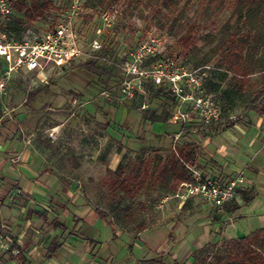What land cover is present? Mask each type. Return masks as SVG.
I'll return each instance as SVG.
<instances>
[{"label": "rangeland", "instance_id": "1", "mask_svg": "<svg viewBox=\"0 0 264 264\" xmlns=\"http://www.w3.org/2000/svg\"><path fill=\"white\" fill-rule=\"evenodd\" d=\"M50 1L51 7L28 25L21 38L40 34L65 19L68 0ZM183 3L184 0L180 11H170L154 0H82V13L72 19V27L80 35L82 55L65 67L50 68L40 75L19 71L11 78L6 94L0 97V152L31 149L44 158L45 167L52 168L50 172L63 186L58 191L62 204L57 201L53 206L47 200L33 204L29 199L9 196L16 187L0 170V222L6 209L15 211L13 217L28 227L24 237L26 253L34 246V256L41 258L42 251L51 244L57 247L54 256L62 264H144L148 260L157 264H192L196 250L220 245L225 237L248 234L247 224L252 230L264 226V217L237 220L234 226L224 221L218 232L212 233L202 226L224 209L211 206L201 197L180 202L165 184L151 180L133 199L119 206L118 195L105 185L109 168L115 170L121 165L127 173L134 164L150 161L156 165L175 153L172 147L177 149L178 144L171 139L170 125L178 132L183 130L179 143L190 144L195 151V164L187 166L212 177L197 163L202 157L200 140L234 124L252 130L256 120L264 118L252 112L249 103L252 93L264 87V39L253 55L256 65L250 85L244 92H236L231 73L220 65L230 39L226 31L232 30L236 21L229 18L228 12L206 19L200 14L198 0L185 10ZM104 11L115 15L109 28L100 21ZM12 15L23 18L14 11ZM193 21L199 27L189 31L185 24ZM188 37L192 42L186 47ZM95 38L101 41L97 50L91 46ZM151 40L157 44L156 56L177 59L187 70L203 71L204 80L219 86L212 94L220 111L218 121L199 122L192 114L190 127H181L180 121L174 123L171 118L174 103L165 86L157 87L127 74L138 45ZM89 63L97 70H90ZM2 66L5 63L0 59ZM126 81L131 88L124 93ZM184 109L189 112L191 106ZM154 119L161 121H151ZM144 120L157 123L159 128L146 133ZM260 143L264 148V138ZM12 165L19 177L39 179L36 171L23 172L20 160ZM32 211L36 212V222L28 226L32 221H27V216ZM75 211H91L95 221L103 223V231L96 233L93 245L73 238L81 235ZM47 213L48 220H42ZM53 219L65 229H51ZM215 234L223 237L216 239ZM5 261L11 260L5 257Z\"/></svg>", "mask_w": 264, "mask_h": 264}, {"label": "built area", "instance_id": "2", "mask_svg": "<svg viewBox=\"0 0 264 264\" xmlns=\"http://www.w3.org/2000/svg\"><path fill=\"white\" fill-rule=\"evenodd\" d=\"M14 1L0 0V59L5 63V67L0 68V97L6 94L15 73L19 71L35 73L65 67L82 55L80 35L72 27V19L82 13V0H68L69 8L65 19L58 20L40 34L19 40L9 37L1 30V26L12 14ZM115 20L114 13L110 11H104L100 15L104 27H111ZM91 46L99 49L100 39H93ZM156 47L154 40L139 44L132 54L133 62L131 68L127 69V74L147 80L154 86L166 87L174 103V111L171 112L174 123L180 121L183 127H190L192 114L199 122L218 121L221 117L220 111L212 95L204 88L205 73L198 69L187 70L177 59L156 56ZM144 61L148 64L143 65ZM130 88L131 83L124 82L123 92H128ZM186 105L191 106L189 112L184 109ZM178 138L179 135L175 136V143ZM172 149L175 150L174 146ZM186 168L190 171V180L182 183L174 194L180 202L190 197H201L211 206L224 209L226 205L235 201L238 192L245 189V177L242 172H237L229 181L222 182L215 177H205L198 169L187 165ZM21 247L20 239L15 240L8 234V227L1 224L0 264H15L11 261L6 262L5 257L19 256Z\"/></svg>", "mask_w": 264, "mask_h": 264}, {"label": "trees", "instance_id": "3", "mask_svg": "<svg viewBox=\"0 0 264 264\" xmlns=\"http://www.w3.org/2000/svg\"><path fill=\"white\" fill-rule=\"evenodd\" d=\"M158 6L170 11H180L179 5L183 0H154ZM194 0H184L182 9ZM50 0H15L13 11L23 15V18L13 15L1 26L9 37L19 40L29 24L41 18L51 7ZM200 14L206 19L216 18L219 14L228 12L230 19L236 21L232 30H227L229 44L225 48L220 65L231 73V81L236 92H244L250 85V76L254 73L256 62L253 55L262 45L264 39V0H198ZM189 31L199 27L194 21L185 24ZM173 27L171 26V29ZM192 38L188 37L184 44L188 47ZM88 68L96 71L93 63ZM204 88L208 94L218 90L219 86L204 80ZM250 109L256 115L264 116V87L252 93ZM161 121L159 119L151 120ZM175 153H171L163 161L134 164L129 172H125L121 165L115 170L108 169L104 177L107 189L118 195L117 204L120 206L125 200H131L140 193L151 180L162 182L168 192L175 194L179 186L190 180L186 165H194L196 155L190 144L178 145ZM242 201L247 203L251 197L247 192H238ZM126 207H124L125 209ZM238 209L235 202L226 205V212ZM192 264H264V228L257 229L241 238L226 239L220 245H206L194 252ZM15 258V257H13ZM17 262L25 261L22 254L16 257ZM144 264H157V261H143Z\"/></svg>", "mask_w": 264, "mask_h": 264}, {"label": "crops", "instance_id": "4", "mask_svg": "<svg viewBox=\"0 0 264 264\" xmlns=\"http://www.w3.org/2000/svg\"><path fill=\"white\" fill-rule=\"evenodd\" d=\"M45 71L31 74L40 75ZM168 121L172 124L170 120ZM143 122V128H145L146 133H148V130L149 133H152L155 128H159L156 127L157 123L153 124L148 120H144ZM168 127H170L171 132H173L171 135L173 142L175 136L180 134V138L181 135H184L181 133L183 130H179L178 132L177 127L172 125ZM181 127H183L182 124ZM256 132L257 135H255ZM179 138L176 143L180 146L182 144L179 143ZM262 138H264V118H259V120H256L252 130H243V128H241L239 125L234 124L230 129L222 131L215 136H204L200 140L201 143L199 146L201 148L203 158H198L197 163L202 166L203 171L208 173L209 176L218 178L220 180L232 178L237 174V172H243L245 175L244 192L249 193L251 197V200L245 203L242 201L239 194H237L234 201L238 205L237 210L233 212H226L225 210L223 212L219 210L212 220H208L207 223L203 224L202 228L207 227L212 230V233H217L219 227L224 224V221L227 222L225 224L228 225L232 223L231 225L234 226L237 220L240 221L249 220V218L264 217V148H262V143H260ZM16 160L21 161V167L24 169L23 172L28 173L29 170L36 171L39 178L37 179L38 181H31L28 178L19 177L20 174L18 171L11 168L14 166L12 164ZM44 164V158L39 154L35 155V153L29 148H23L16 152L11 150L0 152V170L4 171L3 175L10 178L12 180L11 183H13V185L16 187L12 188L9 196L12 198L29 199L33 204L46 200L53 206L57 201V204H62L63 197L58 194V191H62L63 186L61 182H59L57 175L53 172H50V169L52 168L48 169ZM68 194L71 195V193ZM74 200L71 199V202ZM240 201L242 203H238ZM12 213H15V211L12 209H6V212L2 214L0 225L5 224L8 227V234H10L15 240L20 239L22 244L21 254L25 261L23 263H19L17 262L16 257L13 258L12 256H9L11 262L15 264H62L54 256V252L57 250V247L51 246V244L47 249L42 251L41 256L43 257L41 258L34 256L33 253L36 250L34 246L29 249V253H26L28 247L24 237L28 227L24 228L23 224L18 222L13 217ZM74 214L78 216L77 218L75 217V220L80 221L79 225H77V230L81 235L76 234L73 238L75 240L87 242L88 244L93 245L95 243L94 236L97 235L96 233H98L99 230V233H102L103 231V223H101L100 220L95 221L94 214L91 211H86L83 214L75 211ZM47 216L48 213L47 215H43L42 220L47 221ZM36 217L35 211L28 213L27 221H29V219L32 221V224L29 223L28 226H33V224H35L36 221L34 219ZM52 222L53 225L51 229H56L58 227L65 229L64 225L61 224V226H59V224H57L54 219ZM94 222L96 224H94ZM261 228H264V226L252 230L250 225L247 224L245 226V231L249 232L244 236H247L251 232ZM202 233L204 234V230ZM105 234H107V230ZM219 235L220 234H215V238L220 239L222 234L220 236ZM244 236H239L236 238H241ZM225 238L233 239L235 237ZM85 250L87 253V248ZM29 254L32 257H28Z\"/></svg>", "mask_w": 264, "mask_h": 264}]
</instances>
